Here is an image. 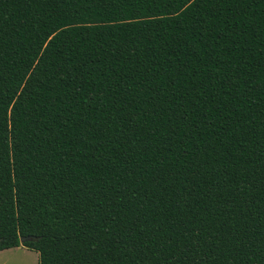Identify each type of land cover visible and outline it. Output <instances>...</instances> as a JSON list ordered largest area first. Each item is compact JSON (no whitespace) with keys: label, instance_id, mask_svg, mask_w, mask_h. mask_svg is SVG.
<instances>
[{"label":"trees","instance_id":"16d2710c","mask_svg":"<svg viewBox=\"0 0 264 264\" xmlns=\"http://www.w3.org/2000/svg\"><path fill=\"white\" fill-rule=\"evenodd\" d=\"M20 245L264 264V0H0V250Z\"/></svg>","mask_w":264,"mask_h":264},{"label":"rangeland","instance_id":"374dc122","mask_svg":"<svg viewBox=\"0 0 264 264\" xmlns=\"http://www.w3.org/2000/svg\"><path fill=\"white\" fill-rule=\"evenodd\" d=\"M36 251L26 247L8 248L0 251V264H38Z\"/></svg>","mask_w":264,"mask_h":264},{"label":"water","instance_id":"95a60500","mask_svg":"<svg viewBox=\"0 0 264 264\" xmlns=\"http://www.w3.org/2000/svg\"><path fill=\"white\" fill-rule=\"evenodd\" d=\"M26 239H29V237H22L20 240H21V242H22V241H24V240H26Z\"/></svg>","mask_w":264,"mask_h":264},{"label":"crops","instance_id":"0c3cea01","mask_svg":"<svg viewBox=\"0 0 264 264\" xmlns=\"http://www.w3.org/2000/svg\"><path fill=\"white\" fill-rule=\"evenodd\" d=\"M21 247H23L22 245H20ZM17 247H19V246H17ZM17 247H12V248H17ZM1 251V250H0ZM38 257V256H37ZM37 260H38V258H37Z\"/></svg>","mask_w":264,"mask_h":264}]
</instances>
